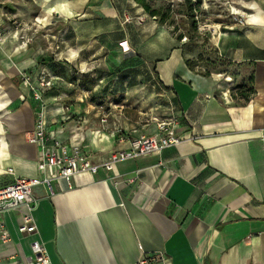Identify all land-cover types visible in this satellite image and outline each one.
<instances>
[{"label":"crops","instance_id":"crops-1","mask_svg":"<svg viewBox=\"0 0 264 264\" xmlns=\"http://www.w3.org/2000/svg\"><path fill=\"white\" fill-rule=\"evenodd\" d=\"M107 2L102 18H117L114 0ZM64 3L71 16L90 7L89 0ZM236 3L247 24L215 40L221 63L210 74L190 69L181 45L162 43L149 56L151 77L174 99L179 145L117 163L111 172L78 174L71 187L59 179L53 191L34 190L38 238L52 264H137L145 256L155 257L153 264H264V0ZM5 44L0 73L11 85L22 73L42 68L39 52L19 47L9 59ZM59 48L51 67L54 88L44 96L47 129L59 142L82 147L101 164L133 138L161 135L156 125L107 107L115 98L103 81L91 91L74 84L72 91L56 72L61 61L68 68L71 57ZM241 85L255 91L249 101L237 95ZM18 93L20 106L8 114L2 111L15 90L0 87V137L6 143L0 187L39 174L40 149L28 142L39 105ZM22 212L0 215L11 237L0 249V264L24 262L32 254L34 236L19 232Z\"/></svg>","mask_w":264,"mask_h":264},{"label":"rangeland","instance_id":"rangeland-1","mask_svg":"<svg viewBox=\"0 0 264 264\" xmlns=\"http://www.w3.org/2000/svg\"><path fill=\"white\" fill-rule=\"evenodd\" d=\"M191 1L196 7L197 31L192 29L186 16V0L153 1L152 9L168 13L164 22H161L162 16L153 17L137 7L134 0H114L117 18H102L107 0H89L90 7L83 16L73 15L66 19L59 18L58 13L47 14L49 7L62 2V8H67L66 0H0L3 17L0 29L6 38L3 49L9 59L19 47H27L34 54L39 52L38 57L35 55L42 67L38 72L54 80L51 67L56 59L53 53L59 45V53L69 52L71 57H66L70 61L69 67L61 66L60 63H64L61 61L56 72L71 84L72 91L78 86L91 91L96 83L103 81L101 87H113L108 95L115 98L107 107L122 108L143 125H156L158 129L161 124L178 117L174 99L168 97L151 77L148 59L153 49L162 43L169 47L181 45L190 66L208 75L212 67L221 63L215 58V40L230 33L231 29L241 27L236 17L246 19L240 12H233L232 7L241 10L236 0H201L199 5L197 0ZM65 30L67 34L59 39L57 35ZM180 34L183 39L178 41ZM13 81L15 87L0 73V87L10 85L15 90L8 107L2 111L8 114L20 106L18 92L34 103L22 85V75ZM44 106L46 108L45 102Z\"/></svg>","mask_w":264,"mask_h":264},{"label":"built area","instance_id":"built-area-1","mask_svg":"<svg viewBox=\"0 0 264 264\" xmlns=\"http://www.w3.org/2000/svg\"><path fill=\"white\" fill-rule=\"evenodd\" d=\"M235 20L240 26L247 24V20L243 17H236ZM2 23L3 17L0 15V26ZM5 42L6 38L0 29V45ZM22 79V85L30 94V98L39 105L36 107L34 130L28 137V142L40 149L37 167L39 174L35 177H16L12 183L0 187V215L22 210V223L19 232L34 236L31 243V256L24 262L13 260L9 264H52L44 243L38 238L34 219L38 201L34 198V190L39 186H45L53 191V183L59 179L71 187L72 180L78 174L96 175L100 171L111 172L117 163L160 153L169 146H177L181 143L180 137L175 134L178 119L161 124L158 127L161 135L158 137L140 135L129 141L127 149L114 151L107 161L95 164L82 147L63 145L57 140L55 133L47 129L44 96L45 93L53 90L54 80L49 79L43 72H24ZM102 122L106 123L107 120L103 119ZM10 239L9 232L0 221V249L8 244ZM155 260V257L145 256L137 264H153Z\"/></svg>","mask_w":264,"mask_h":264},{"label":"trees","instance_id":"trees-1","mask_svg":"<svg viewBox=\"0 0 264 264\" xmlns=\"http://www.w3.org/2000/svg\"><path fill=\"white\" fill-rule=\"evenodd\" d=\"M136 2V4L139 5V7L143 8L144 11L148 14H150L153 17H158L159 15L162 16L161 22H164L165 19L168 17V13H162L160 10H154L152 9V2L155 0H134ZM198 3L197 5L200 4L201 0H197ZM196 7L194 5V3L191 0H186V16L190 19L191 21V27L194 31H197V27H198V22L195 20V10ZM172 24V23H170ZM183 39V34H180L177 36V40L181 41ZM187 66L190 69H193L190 64L189 61H187ZM167 90H169L168 88H166ZM236 93L240 98H243L245 101H249L255 94V91L253 90V88L248 87V85H241L236 87Z\"/></svg>","mask_w":264,"mask_h":264},{"label":"bare ground","instance_id":"bare-ground-1","mask_svg":"<svg viewBox=\"0 0 264 264\" xmlns=\"http://www.w3.org/2000/svg\"><path fill=\"white\" fill-rule=\"evenodd\" d=\"M232 10L234 11V12H240V11H238V10H236L234 7H232ZM52 12H54V13H58L59 14V18H61V17H63V18H65V17H67V16H71V12L69 11V10H67V9H63L62 8V4H58L57 6H55V7H52V8H49L48 10H47V14H50V13H52ZM243 16H245L242 12H240ZM246 17V16H245ZM54 21V20H53ZM57 21V20H56ZM37 22H38V20H37ZM49 25V24H48ZM12 87V86H11ZM0 154H2V153H4V147L6 146V143H5V141H4V139L3 138H1L0 137Z\"/></svg>","mask_w":264,"mask_h":264}]
</instances>
